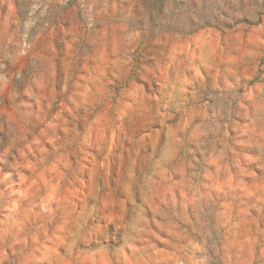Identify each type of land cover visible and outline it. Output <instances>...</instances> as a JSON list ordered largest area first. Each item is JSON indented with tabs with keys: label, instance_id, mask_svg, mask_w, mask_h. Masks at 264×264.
I'll list each match as a JSON object with an SVG mask.
<instances>
[{
	"label": "clouds",
	"instance_id": "obj_1",
	"mask_svg": "<svg viewBox=\"0 0 264 264\" xmlns=\"http://www.w3.org/2000/svg\"><path fill=\"white\" fill-rule=\"evenodd\" d=\"M75 7L70 0H29L22 4L26 13L22 22L12 32L5 30L0 34L3 39L0 45V162L9 164L8 158L12 156L11 167L17 174L25 167L31 169L26 184L16 187L14 182H9L0 189V203L8 211L3 222L11 228L0 232V246L23 244L20 257L11 264H32L40 249L29 247L27 242L35 241L51 226L52 247L62 250L58 257L62 264H167L170 258L175 264H186V260L193 259L188 251L180 248L169 255L158 252L146 240L156 220L149 219L147 210L151 205L147 194L142 193L140 181L133 182L130 178L131 165L127 173L109 186L107 169L86 182L93 170H85L80 162L92 163L89 153L98 149H102L98 151L100 158L106 159L111 154L113 130L122 131L117 121L145 111L147 98L129 78L134 72L146 78L141 60L161 62L165 77L169 67L174 70L178 67L169 64V60L178 59L181 64L188 61V66L195 68L199 75V69L192 64L194 57L181 55L185 41L200 47L191 33L200 29L205 33L219 30L228 32L231 38L250 24L256 25L250 36L264 33V0H215L213 6L206 8L192 5L188 0L183 4L179 0H119V6L116 0H104L99 10L80 0V16L70 18L68 12ZM61 17L68 22L56 26L65 37L56 48L49 45L55 62L49 60L44 64L35 55L29 56L38 35L47 31L50 22ZM22 56H28L27 67L16 68ZM89 63L88 79L96 91L81 92L77 86L78 70ZM105 69H110L111 79L106 77ZM107 84L114 85L110 93L116 98L112 113L97 111L94 106L100 102L99 90ZM125 84L132 87L117 97L115 89H122ZM65 85L72 91L66 94ZM57 96L70 101L72 111L84 121L82 131L73 127L71 135L66 134L63 140L56 136L54 128L58 125L67 129L63 118H56L59 111L67 109H61ZM128 97L133 98L132 104L127 102ZM261 104L264 107V96ZM8 105L17 110L19 117L27 119L31 131H24L10 119ZM151 109L147 113L149 118L163 123L161 109L167 111V98L162 94V102L152 105ZM101 124L109 138L106 144L98 146L95 133ZM161 131L166 141L154 154L159 159L149 161L155 174L162 173L179 157L182 148L179 134L185 130L176 125L177 135H173V130L164 124ZM49 134L58 141L52 145L51 152L41 143L47 141ZM36 151L42 155L30 164L26 154L35 156ZM13 152L19 154V159ZM69 157H75L82 179H77L69 167ZM8 179L6 174L0 183ZM121 200L127 202L126 212L120 207ZM53 221L57 223L53 225ZM261 255L264 256V248ZM39 259L51 264V253L44 252ZM207 259L204 256L196 264H205ZM0 264H8L7 257Z\"/></svg>",
	"mask_w": 264,
	"mask_h": 264
},
{
	"label": "rangeland",
	"instance_id": "obj_2",
	"mask_svg": "<svg viewBox=\"0 0 264 264\" xmlns=\"http://www.w3.org/2000/svg\"><path fill=\"white\" fill-rule=\"evenodd\" d=\"M28 2L0 0V34L16 29L26 15L22 4ZM70 2L76 7L70 9L69 17H79L80 0ZM85 2L93 4L94 10L104 6V0ZM116 2L119 6V0ZM188 2L200 8L215 4V0ZM179 3L183 4L184 0H179ZM67 22L62 17L50 22L47 31L38 35L28 55H35L44 64L53 60L49 45L56 48L65 37L56 25ZM255 28V24L247 25L243 32L231 38H228V32L219 30L192 32L200 47L185 41L181 55L194 57L192 64L199 69V75L195 68L188 66V61L181 64L178 59L169 60V64L178 67L175 70L169 67L165 77L161 62L141 60L146 78L135 72L130 73L129 78L147 98L145 111L117 121L122 131L113 130L111 154L106 159L100 158L98 151L102 149H98L89 153L92 163L88 160L80 162L85 170H93L88 173L86 182L101 176L107 169L109 186L114 179L119 180L127 173L131 165L130 178L133 182L140 181L142 193L147 194L151 205L147 210L149 219L155 217L156 220L146 234V240L158 252L169 255L183 248L193 256L192 260H186V264H196L204 256L208 257L205 264H264V256L261 255L264 248V107L261 104L264 96V33L250 36ZM2 44L3 39L0 38ZM105 54H109L107 49ZM27 61L28 56L20 57L16 68L27 67ZM90 70V63L78 70L77 86L81 92L96 91L88 79ZM109 73L110 69H105L106 77L111 79ZM131 87L125 84L122 89H115L116 96ZM113 88V84H107L99 90L100 102L94 105L97 111L112 113L116 104V98L110 95ZM64 91L67 94L72 88L65 85ZM162 94L168 100V109H161L163 123H159L151 120L147 113L152 110V105L162 102ZM132 101V97L127 98L129 104ZM57 102L61 109H67L56 114L57 120L63 118L67 129L58 125L54 128L56 136L63 140L66 134L71 135L73 127L78 132L82 131L84 121L72 111L70 101L57 96ZM7 111L10 119L21 129L31 131L27 119L19 117L13 106L8 105ZM164 124L173 130V135H177L174 132L176 125L184 128V133L179 134L182 148L177 159L162 173L155 174L149 167V161L159 159L154 154L166 141L161 131ZM108 138V131L101 124L95 133L97 145L106 144ZM57 142L51 134L47 141H41L48 152ZM13 155L19 159L18 153L13 152ZM41 155L36 151L35 156L26 154V158L32 164ZM8 159L9 164L0 162V179L6 174L9 176L8 180L0 183V189L9 182L19 187L30 179L29 167L17 174V170L11 167L12 156ZM68 165L77 179L83 178L75 157H69ZM120 207L126 212L127 202L121 200ZM7 215V209L0 203V232L9 227L3 222ZM56 223L52 222L53 225ZM51 236L52 227L49 226L35 241L27 242L29 247L40 249L32 264H48V261L39 259L44 252L51 253V264H62L58 261L62 250L52 247ZM23 248L21 243L11 247L0 246V262L5 257L8 264L17 261ZM167 264H175V261L170 258Z\"/></svg>",
	"mask_w": 264,
	"mask_h": 264
}]
</instances>
